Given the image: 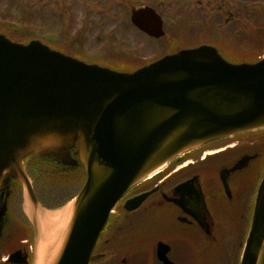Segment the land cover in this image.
<instances>
[{
  "label": "water",
  "instance_id": "obj_1",
  "mask_svg": "<svg viewBox=\"0 0 264 264\" xmlns=\"http://www.w3.org/2000/svg\"><path fill=\"white\" fill-rule=\"evenodd\" d=\"M131 21L162 35L149 7L132 11ZM217 52L183 49L124 72L0 34V237L8 189L18 182L36 231L35 263L89 264L107 216L136 183L189 150L264 128V55L230 63ZM33 157L80 162L86 173L54 231L42 229L25 168ZM149 193L124 208L135 210ZM254 199L239 264H257L264 243V172ZM169 250L157 243L161 264H174Z\"/></svg>",
  "mask_w": 264,
  "mask_h": 264
},
{
  "label": "flooded vegetation",
  "instance_id": "obj_2",
  "mask_svg": "<svg viewBox=\"0 0 264 264\" xmlns=\"http://www.w3.org/2000/svg\"><path fill=\"white\" fill-rule=\"evenodd\" d=\"M213 1L220 5L225 3L222 0L206 2L212 7ZM201 10V0H172L169 17L166 18L163 13L156 11L163 21V35L160 37L147 35L129 22V27L141 42L134 44L133 49L129 47L125 54H116L120 59L126 60H122L126 65L121 67L133 70L165 54L202 45V22L211 26L212 23L208 13L202 18ZM227 16L224 20L231 22L232 12L227 13ZM216 36H221V32ZM67 40L81 44L83 36L79 35L72 40L69 35ZM218 51L222 54L220 48ZM100 63L105 64L104 61ZM30 160L26 162L28 169L39 164ZM48 160L51 163L40 164L45 165L44 170L50 172L47 175L51 179H65L66 184H70L67 174L72 179H78V176L83 179L82 171H78L82 166L79 163L69 166L61 160ZM237 164L241 167L235 169ZM263 170L264 139L256 134L235 136L185 152L170 160L156 176L135 184L125 194L116 205L115 212L108 216L106 227H103L101 237L97 238L93 254L100 256L97 259L99 263L115 264L123 251L114 247V237L120 235L125 238L123 230L130 224L132 215L142 212L154 213L160 217L159 230H162V234L158 232L157 236L167 234L168 238L180 239L200 254L202 249L212 252L229 246L231 249V243L241 251L252 221L253 198ZM19 188L16 184H11L8 189L7 212L0 237V264H34L36 231L32 221H29L30 218L20 210ZM32 189L40 204L43 205L41 196L50 204L46 197H52L51 191L48 195H43L35 184ZM151 190L150 195L137 209L125 210L123 205L126 200ZM160 241L172 250L169 242ZM260 252L257 264H264V244ZM118 262L124 263L125 259H118Z\"/></svg>",
  "mask_w": 264,
  "mask_h": 264
},
{
  "label": "rangeland",
  "instance_id": "obj_3",
  "mask_svg": "<svg viewBox=\"0 0 264 264\" xmlns=\"http://www.w3.org/2000/svg\"><path fill=\"white\" fill-rule=\"evenodd\" d=\"M172 0H0V33H17L22 41L34 39L56 46L59 40H72L83 36L81 44L73 41L68 51L77 50L85 59L104 61L113 66L126 65L116 54H125L128 48L140 43V38L128 25L131 9L143 6H156L158 12L167 18ZM199 2L200 0H192ZM202 1V18L208 13L211 25L202 22V42L210 41L221 49L223 55L232 62H254L264 50V0H217L225 1L222 5L214 3L211 7ZM258 1V2H257ZM120 2V3H119ZM221 6V7H220ZM232 12L231 22L224 20L227 13ZM68 22V23H67ZM70 22L72 23L69 26ZM69 27V34L66 28ZM12 27H11V26ZM125 27V29H124ZM221 32V36L219 35ZM45 42V41H44ZM231 48V49H229ZM123 60V61H122ZM254 134L263 135L264 130ZM74 182L73 180L70 181ZM82 182L66 185L64 193L75 194ZM59 208L55 212L59 215ZM131 222L125 226V240L118 235L113 239L114 247L122 249L118 259L124 263L115 264H158L155 256L157 237L169 242L172 250L168 257L174 264H236L239 247L231 243L226 249H218L215 253L202 250V254L193 251L190 244L177 238H168L167 234L158 235L160 217L154 213H138L132 215ZM54 222L45 226L52 231L59 225L60 218L55 216ZM44 230V231H45ZM113 245H111L113 247ZM223 245H226L223 242ZM198 252V251H197ZM99 263V261L97 262ZM103 262L99 263L102 264Z\"/></svg>",
  "mask_w": 264,
  "mask_h": 264
},
{
  "label": "bare ground",
  "instance_id": "obj_4",
  "mask_svg": "<svg viewBox=\"0 0 264 264\" xmlns=\"http://www.w3.org/2000/svg\"><path fill=\"white\" fill-rule=\"evenodd\" d=\"M161 167H162V166H161ZM158 169H159V168H158ZM159 170H160V169H159ZM156 173H157V172L153 173V174H152V177L156 176ZM152 177H150V178H152ZM54 216H55L54 213H44V214H42L43 220H46V219H52Z\"/></svg>",
  "mask_w": 264,
  "mask_h": 264
}]
</instances>
